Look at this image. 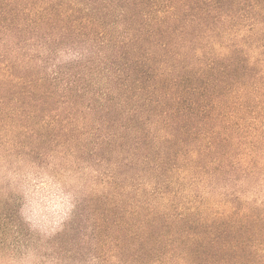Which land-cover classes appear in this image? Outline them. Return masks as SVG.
<instances>
[{
  "label": "trees",
  "instance_id": "obj_1",
  "mask_svg": "<svg viewBox=\"0 0 264 264\" xmlns=\"http://www.w3.org/2000/svg\"><path fill=\"white\" fill-rule=\"evenodd\" d=\"M59 153L111 164L119 252L264 264V0H0V158Z\"/></svg>",
  "mask_w": 264,
  "mask_h": 264
},
{
  "label": "rangeland",
  "instance_id": "obj_2",
  "mask_svg": "<svg viewBox=\"0 0 264 264\" xmlns=\"http://www.w3.org/2000/svg\"><path fill=\"white\" fill-rule=\"evenodd\" d=\"M98 160L61 153L35 162L0 158V264H159V253L114 249L113 168ZM242 190L248 208L262 214L264 184ZM251 234L257 247L250 250L264 252L263 220Z\"/></svg>",
  "mask_w": 264,
  "mask_h": 264
}]
</instances>
